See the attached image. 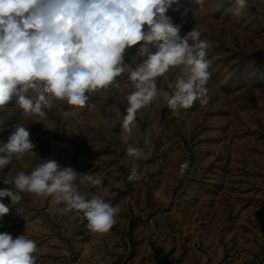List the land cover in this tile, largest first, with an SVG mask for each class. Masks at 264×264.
<instances>
[{"label":"rangeland","instance_id":"obj_1","mask_svg":"<svg viewBox=\"0 0 264 264\" xmlns=\"http://www.w3.org/2000/svg\"><path fill=\"white\" fill-rule=\"evenodd\" d=\"M232 6L233 0H179L173 6L178 10L168 11L173 23L182 25L181 36L195 27L210 43L207 103L167 108L164 97L175 90L180 74L174 69L158 78V97L137 113L127 144L119 123L138 46L125 52L130 67L116 78L121 87L92 94L83 108L54 100L45 119L24 116L14 95L0 112V142L22 123L38 155L13 158L0 169V189L11 187L4 179L53 159L102 181L89 191L81 176L77 187L105 199L137 198L136 225L149 237L126 233L127 246L142 249L135 264H264V0H249L240 17L231 14ZM128 145L142 148L143 158L128 157ZM185 161L189 167L181 177ZM134 166L139 179L130 182ZM0 202L9 207L0 217V233L37 241L36 264L69 263L62 238L75 211L61 212L64 204L28 193L17 205L7 197Z\"/></svg>","mask_w":264,"mask_h":264},{"label":"clouds","instance_id":"obj_2","mask_svg":"<svg viewBox=\"0 0 264 264\" xmlns=\"http://www.w3.org/2000/svg\"><path fill=\"white\" fill-rule=\"evenodd\" d=\"M178 4L179 0H0V112L14 95L24 116L45 119L54 100L83 108L92 94L121 87L116 78L128 71L124 55L134 46L138 47L132 62L137 58L139 62L128 71L132 90L119 123L125 144L136 127L137 113L158 97V78L174 69L180 74L175 90L164 97L167 108L189 109L196 101L206 104L212 75L206 58L210 43L195 27L180 35L182 25L167 15L170 9L178 10L173 7ZM248 7L249 0H233L229 11L240 17ZM30 89L36 95L24 94ZM30 136L26 125L14 126L7 142H0V169L13 158L38 155ZM126 154L137 160L144 156L142 148L132 145ZM188 167L189 162H183L178 175L182 177ZM81 176L85 187L102 185L100 179L61 167L56 160L41 159L30 173L19 171L4 179L3 184L11 187L0 189V198L17 205L24 193L51 197L66 206L61 212L75 211L85 219L90 232L107 233L117 222L119 208L103 196L80 191L76 181ZM128 179H139L135 166ZM8 213L9 207L0 202V217ZM36 252L37 241L26 234L13 238L0 233V264H36Z\"/></svg>","mask_w":264,"mask_h":264},{"label":"crops","instance_id":"obj_3","mask_svg":"<svg viewBox=\"0 0 264 264\" xmlns=\"http://www.w3.org/2000/svg\"><path fill=\"white\" fill-rule=\"evenodd\" d=\"M78 186L82 192H86L87 188L93 189ZM106 200L119 208L117 222L109 232L104 234L90 232L87 221L77 213L72 217V221L66 223L67 234L62 238V252L68 255V264H135L133 259L142 249L128 247L126 233L134 238L149 237L142 227L136 225L137 198L130 202L124 198Z\"/></svg>","mask_w":264,"mask_h":264}]
</instances>
